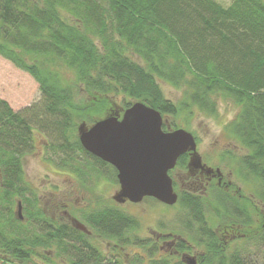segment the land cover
Masks as SVG:
<instances>
[{
	"label": "trees",
	"instance_id": "1",
	"mask_svg": "<svg viewBox=\"0 0 264 264\" xmlns=\"http://www.w3.org/2000/svg\"><path fill=\"white\" fill-rule=\"evenodd\" d=\"M0 55L32 75L41 92L38 103L18 111L0 98V263H122L106 257L86 230L45 212L25 178L23 158L34 149L37 126L53 136L57 167L80 177L79 165L89 161L116 179L114 167L83 149L79 124L114 114L112 100L119 95L122 110L140 101L177 116L179 106L165 99L157 80L182 89L187 103L207 116L217 113L220 101L236 105L228 129L247 150L241 165L264 186V0L226 6L215 0H0ZM59 63L74 71L72 83L61 81ZM77 85L93 98L76 101ZM187 159L181 155L176 165L186 167ZM261 197L264 202V191ZM239 198L214 194L217 216L228 218L227 224L250 223L244 210L254 201ZM177 201L197 229L191 234L195 244L182 240L175 250L203 247L195 264H251L238 251L228 254L207 226L203 195L181 191ZM16 202L23 204L21 218ZM83 219L100 236L114 239L117 251L129 243L126 233L138 228L134 216L116 207L91 210ZM262 224L255 234L264 245ZM132 245L144 248L141 240ZM159 252L148 249L146 264H185L171 260L175 253Z\"/></svg>",
	"mask_w": 264,
	"mask_h": 264
},
{
	"label": "rangeland",
	"instance_id": "2",
	"mask_svg": "<svg viewBox=\"0 0 264 264\" xmlns=\"http://www.w3.org/2000/svg\"><path fill=\"white\" fill-rule=\"evenodd\" d=\"M215 1L226 6L232 0ZM62 15L68 18L65 13ZM132 57L136 62L141 63L138 57ZM57 69L63 77L62 82L71 80L72 83L75 80L73 70L61 63L58 64ZM157 83L165 99L179 106L177 116L163 115L166 123L171 129L184 128L194 135L197 142L196 155L200 158L202 167L204 170L219 169L224 183L222 187L216 186V179L206 178V173L188 164L187 168H179L172 172L174 192L180 194L181 191H187L203 195L206 199L203 213L207 226L215 231L227 253L238 251L240 257L249 260L251 264H264V245L255 234L262 221L264 227V202L260 200L264 186L241 165L240 159L247 154V150L228 129L239 108L229 101H220L217 113L214 116H207L187 103L182 89H177L161 80H157ZM74 89L75 100L78 102L93 98V95L80 85ZM40 97L41 92L36 79L0 55V98L6 100L13 110L18 111L38 103ZM121 99L119 95L112 100L111 112L115 113L111 115L121 116L123 112ZM103 116L104 114L97 115L92 120L95 122ZM93 121L80 123L77 133L90 127ZM32 133L34 149L24 156L23 170L25 178L38 195L41 207L54 219H60L73 226L82 225L93 245L106 257L118 258L121 264H139L136 258L142 256L143 264H146L148 249L153 250L154 247L156 250L159 249L160 252L156 256L165 253L172 255L174 248L170 243L182 240L193 243L191 234L196 232L197 225L194 224L190 212L180 202L167 205L151 197H144L141 201L133 203L119 197L120 186L110 170L107 169L105 172L107 174L103 175L94 168L92 162L83 160L79 165L83 172L80 177L68 169L59 168L58 155L50 148V144L54 141L53 136L37 126ZM225 190L235 198L241 199L239 196L243 195L254 201L247 203L244 210L249 215L250 223L242 224L240 220L239 223L231 225L225 222L229 220L228 218L221 220L217 216L218 211H215V207L218 208L219 205L214 200V194ZM20 206L22 212L21 202ZM102 207L119 208L138 221V228L126 233V240L130 241L123 249L118 251L113 249L116 243L114 239L100 236L84 221V213ZM15 211L18 212L17 202ZM219 212L221 214L220 210ZM165 235L164 240L156 241L157 236ZM123 239L125 240L124 237ZM134 239L141 240L144 248L132 245ZM189 248L185 251L186 254L195 258L205 251L203 247L197 245L193 247L189 245ZM173 256L171 260L175 263L182 260L181 254H173Z\"/></svg>",
	"mask_w": 264,
	"mask_h": 264
},
{
	"label": "water",
	"instance_id": "3",
	"mask_svg": "<svg viewBox=\"0 0 264 264\" xmlns=\"http://www.w3.org/2000/svg\"><path fill=\"white\" fill-rule=\"evenodd\" d=\"M78 139L86 151L115 168L119 197L133 203L151 197L174 204L178 195L168 172L186 152L193 153L194 168L202 167L193 134L184 128L164 131L161 113L140 101L132 102L120 117L107 115L96 120L79 132ZM20 207L18 202L21 218ZM184 260L196 263L194 257Z\"/></svg>",
	"mask_w": 264,
	"mask_h": 264
},
{
	"label": "flooded vegetation",
	"instance_id": "4",
	"mask_svg": "<svg viewBox=\"0 0 264 264\" xmlns=\"http://www.w3.org/2000/svg\"><path fill=\"white\" fill-rule=\"evenodd\" d=\"M120 117V116H119ZM162 129L164 130V131H169V130H172L170 127H169V125L166 123V121H165V118H164V116L162 115ZM187 153V163H186V167H184V168H181V167H179V166H177L176 164H175V166L172 168V169H170L169 170V175L171 176V174H172V172L174 171V170H176V169H185V168H187V166H188V164H190L191 166H193L192 165V158L191 157H193V153H191V152H186ZM94 156V155H93ZM202 165V164H201ZM197 169H199V171H201V172H203V173H206L207 174V177L206 178H209L210 180L211 179H216L217 180V182H216V186H218V187H222V186H224V183H223V181H222V176H221V174H220V171H219V169H213V168H206L205 170H204V168L203 167H201V168H197ZM172 178V177H171ZM173 181V180H172ZM210 186V185H209ZM208 186V187H209ZM173 187L175 188V186H174V184H173ZM207 187V188H208ZM217 187V188H218ZM226 191V190H225ZM228 192V191H227ZM238 192V191H237ZM162 240H164V238H162L161 236L159 237V236H157L156 237V241H162ZM170 244H172V248H175V246H176V243L175 242H172V243H170ZM173 253H175V254H181V257L183 258V259H186V257L187 256H190V255H188V254H186V252L184 251H182V253L181 252H178L177 250H175V249H173ZM198 256V255H197ZM190 257H194L195 258V256H190ZM197 261V258H195V262Z\"/></svg>",
	"mask_w": 264,
	"mask_h": 264
},
{
	"label": "bare ground",
	"instance_id": "5",
	"mask_svg": "<svg viewBox=\"0 0 264 264\" xmlns=\"http://www.w3.org/2000/svg\"><path fill=\"white\" fill-rule=\"evenodd\" d=\"M80 142V141H79ZM82 146V145H81ZM84 149V148H83ZM85 150V149H84ZM88 152V151H87ZM91 154V153H90ZM92 155V154H91ZM111 165V164H110ZM112 166V165H111ZM113 167V166H112ZM118 183V182H117ZM119 184V183H118Z\"/></svg>",
	"mask_w": 264,
	"mask_h": 264
}]
</instances>
